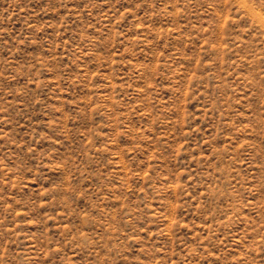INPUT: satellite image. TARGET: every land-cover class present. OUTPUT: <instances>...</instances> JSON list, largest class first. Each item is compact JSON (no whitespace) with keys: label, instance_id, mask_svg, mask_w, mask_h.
Wrapping results in <instances>:
<instances>
[{"label":"rangeland","instance_id":"obj_1","mask_svg":"<svg viewBox=\"0 0 264 264\" xmlns=\"http://www.w3.org/2000/svg\"><path fill=\"white\" fill-rule=\"evenodd\" d=\"M0 264H264V0H0Z\"/></svg>","mask_w":264,"mask_h":264}]
</instances>
